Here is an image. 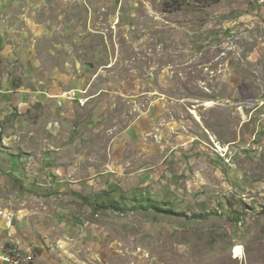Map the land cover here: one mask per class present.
Listing matches in <instances>:
<instances>
[{"label": "rangeland", "instance_id": "374dc122", "mask_svg": "<svg viewBox=\"0 0 264 264\" xmlns=\"http://www.w3.org/2000/svg\"><path fill=\"white\" fill-rule=\"evenodd\" d=\"M263 100L264 0H0L4 244L264 264Z\"/></svg>", "mask_w": 264, "mask_h": 264}, {"label": "built area", "instance_id": "2783aa9c", "mask_svg": "<svg viewBox=\"0 0 264 264\" xmlns=\"http://www.w3.org/2000/svg\"><path fill=\"white\" fill-rule=\"evenodd\" d=\"M255 112H257V115H255ZM254 116H256L257 128L254 136L250 138V142L246 146L247 151L252 149L253 145H259L264 140V136H262L264 132V100L251 112L248 121L253 120ZM0 261L8 264H39L33 250L20 246H6L4 243H0Z\"/></svg>", "mask_w": 264, "mask_h": 264}, {"label": "crops", "instance_id": "0c3cea01", "mask_svg": "<svg viewBox=\"0 0 264 264\" xmlns=\"http://www.w3.org/2000/svg\"><path fill=\"white\" fill-rule=\"evenodd\" d=\"M16 164H19V163H16ZM7 215L8 214L3 209L0 210V241L2 240L0 243H4L3 241H5V240H3V239H6V236H4V232L5 231L14 230V226H13V223H12V218H9L8 217L9 215L8 216ZM7 220H9V222H7ZM0 264H7V263H2L0 261Z\"/></svg>", "mask_w": 264, "mask_h": 264}, {"label": "trees", "instance_id": "16d2710c", "mask_svg": "<svg viewBox=\"0 0 264 264\" xmlns=\"http://www.w3.org/2000/svg\"><path fill=\"white\" fill-rule=\"evenodd\" d=\"M145 201H147V200H141V201L137 200V202H140V203H144ZM110 202H111V204L107 205L108 207H114L116 209H120L116 200H110ZM142 207L144 208L143 204H142ZM155 208L158 209V207H155ZM158 211L160 213H166V214H171L173 212L170 208H168V209H158ZM233 219L235 220L236 225H239L241 222L245 221L243 219V216L238 214V211L235 212V216L233 217Z\"/></svg>", "mask_w": 264, "mask_h": 264}, {"label": "bare ground", "instance_id": "6f19581e", "mask_svg": "<svg viewBox=\"0 0 264 264\" xmlns=\"http://www.w3.org/2000/svg\"><path fill=\"white\" fill-rule=\"evenodd\" d=\"M235 254L237 257L241 256L243 254L242 252V247L240 245H238L236 248H235Z\"/></svg>", "mask_w": 264, "mask_h": 264}]
</instances>
